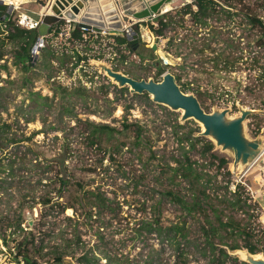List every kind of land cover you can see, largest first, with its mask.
<instances>
[{
    "label": "rangeland",
    "instance_id": "1",
    "mask_svg": "<svg viewBox=\"0 0 264 264\" xmlns=\"http://www.w3.org/2000/svg\"><path fill=\"white\" fill-rule=\"evenodd\" d=\"M216 1L219 8L237 14L230 19L215 14L206 19V27L185 16L161 37L143 26L148 22L136 24L137 32L132 26L139 55L115 45L110 35L89 32L84 40L98 35L103 46L86 56L100 52L103 60L76 65L75 51L85 56V49L69 39L71 23L65 22L62 33L45 45L54 55L41 57V49L31 54L29 71L14 65L15 44L0 49V264H23L16 247L30 240L29 256L43 264L59 254L77 264L88 250L98 264H109L104 259L107 251L122 264H182L154 235L136 238V231L142 220L165 228L185 217L166 194L188 200L186 183L171 171L187 151L212 177L213 189L226 188L217 194L228 196L240 185L253 205L252 225L264 228V46L258 45L264 43V30L250 27L237 5L229 8ZM243 2L264 24V0ZM177 9L170 11L173 22H179L174 17ZM40 10L33 4L32 10L18 7L8 20L15 24L20 14L38 19ZM154 44L157 50L150 59L148 50ZM204 45L214 52L196 53L194 48ZM216 55L217 62L210 60ZM96 63L117 67L135 80L160 82L165 73L178 77L179 87L188 85L184 94H202L198 103L206 113L227 110V117H237L240 110L253 112L242 134L247 141H261L262 154L251 166L233 172V153L201 137L200 124L181 121L182 112L154 103L148 94L121 88ZM157 67L163 70L160 76ZM100 126L107 129L95 130ZM184 138L210 142L212 152L227 161L226 169L210 166L208 155L201 161L202 145L191 151ZM189 224L190 241L198 244L199 224ZM76 236L83 245L68 243ZM192 248L185 264H208ZM230 257L242 263L238 256Z\"/></svg>",
    "mask_w": 264,
    "mask_h": 264
},
{
    "label": "trees",
    "instance_id": "2",
    "mask_svg": "<svg viewBox=\"0 0 264 264\" xmlns=\"http://www.w3.org/2000/svg\"><path fill=\"white\" fill-rule=\"evenodd\" d=\"M13 1V0H12ZM223 3L227 4L229 8L232 5L239 7V12L243 11L245 19L248 21L250 27L261 28L264 30V24L260 21L254 10H251L248 6H245L243 0H222ZM13 3H15L13 1ZM192 6L196 10L192 9ZM167 10V9H166ZM167 12L152 22L143 24L148 30L154 33L157 37H161L163 32L171 24H179L183 21L185 16H188L190 22L194 25H200L201 27L208 26L206 19L212 18L215 14L223 13L226 18H231L237 13L231 12L230 10H224L219 8L216 0H195L190 4H186L181 8L174 11V17L179 18V22H173L174 18ZM156 24V26H154ZM65 25L61 22L58 25L50 28L48 36L43 39V46L40 48L41 57L53 56L51 50H46L45 45L48 44L52 38L58 37L62 32L60 27ZM137 26L135 25V32ZM88 34V31H82L79 28H75L70 32V38L73 42L83 43L85 49V56H80L78 51H75L74 56L76 57V65L80 62L87 63L89 60L100 61L103 60V56L100 52L98 55L86 56L88 51H92L93 48H101L103 46L100 37L91 36L89 40H84L83 35ZM115 45L118 47H124L130 54L139 55L138 47L136 45H130L125 37L109 36ZM37 41L36 30L27 31L15 24L11 23L10 20L4 21L0 18V49L8 44H15L18 48L13 59L14 65L20 67L24 71L30 70L31 63V52L34 44ZM170 44V41L168 42ZM259 47L264 46V43L258 42ZM196 53L204 54L206 51L214 52L209 46H201L200 48H194ZM149 58L153 59L154 54L151 49L148 50ZM2 53H0V60ZM220 56L210 59L217 62ZM125 60L124 56H121V62ZM209 60V61H210ZM225 62L223 64H227ZM157 76L163 74V70L157 67ZM113 71L118 72V68L115 67ZM260 78L264 80V70L261 72ZM135 80V79H134ZM175 81H179L176 77ZM181 92L189 89L187 84L179 87ZM196 99L199 101L202 98L200 92H196ZM105 130L106 126H100L95 130ZM188 142L187 146L189 150H194L196 144H201L202 149L200 152L199 159L202 161L206 160V156L211 160L210 166H215L216 170H225L227 161L224 158H219L213 151V145L210 142L205 141L201 138H184ZM182 139H179L178 143H183ZM188 151L181 155L179 160H175L176 166L171 169L174 175H179L184 183L187 185V191L189 193L188 200L183 196H180L174 192H168L166 197L169 198L171 204L178 206L182 212H185V217L175 224L162 228L158 224L142 220L140 226L136 231L137 237H150L154 235L161 243H165L176 255V260L179 263H187V256L191 253L188 249L191 246L193 251L197 252L198 255L205 260L208 264H226L227 262L232 264H239L236 258H232L228 255V252L236 250H246L249 254H262L264 255V228L261 230L256 226L252 225V220L256 219L253 216V209L249 199L243 196L241 193L242 187L237 185L235 191L228 196L225 194H217L222 189L226 188L217 187L213 189L212 177L209 174L203 173L200 169L203 165L200 164L196 159L191 158L188 155ZM206 155V156H205ZM228 175V171L226 172ZM204 180L203 182H201ZM216 184V183H215ZM214 185V184H213ZM211 187L214 190L212 193L207 192ZM252 211V213H250ZM241 215V217L238 216ZM69 219V218H68ZM197 222L199 225L198 233L201 242L192 243L190 241L191 228L190 222ZM33 241L27 243V241L20 243L16 247V257H20L23 264H43L37 262L34 258L29 256V250L27 246L33 245ZM76 246L83 245L78 236L75 237L74 241L68 242ZM32 248H34L32 246ZM67 255H56L50 261L44 263L50 264L55 262H63ZM106 262L109 264H122L120 257L112 255L110 252L105 253ZM77 264H98V259L93 256L90 250L85 251L81 254L77 260ZM244 264V263H240Z\"/></svg>",
    "mask_w": 264,
    "mask_h": 264
},
{
    "label": "water",
    "instance_id": "3",
    "mask_svg": "<svg viewBox=\"0 0 264 264\" xmlns=\"http://www.w3.org/2000/svg\"><path fill=\"white\" fill-rule=\"evenodd\" d=\"M33 5L43 10L41 21L36 29L37 41L32 48V56L39 51L43 39L48 36L50 28L61 22L71 23V30L79 28L82 31L95 34L125 37L130 45L138 44V35L132 26L145 23L163 14L162 7L173 0H29ZM192 3L195 0H185ZM11 0H0V18L8 21L13 11ZM128 27V28H127ZM131 34L125 33V29ZM155 52L157 46H151ZM32 59V57H31ZM102 70V69H101ZM106 73L113 78L121 88L128 87L133 94H148L152 101L171 108L182 110L181 121L194 120L202 125L204 131L201 137H210L217 147L233 153V163L241 161L243 166H248L261 154L259 148L261 141H247L242 134L243 123L247 116L253 112L240 110L239 116L227 121V110L206 113L199 105L196 97L181 92L175 78L169 73L162 76L160 82L153 80H134L107 67ZM239 251L229 252L230 256H238L244 264H264L262 260H253L252 254L246 250L248 259L243 260ZM50 264H74L67 260Z\"/></svg>",
    "mask_w": 264,
    "mask_h": 264
},
{
    "label": "bare ground",
    "instance_id": "4",
    "mask_svg": "<svg viewBox=\"0 0 264 264\" xmlns=\"http://www.w3.org/2000/svg\"><path fill=\"white\" fill-rule=\"evenodd\" d=\"M12 1V0H11ZM12 4H13V6L15 7V8H17V4L16 3H13V1H12ZM145 29V28H144ZM143 29V30H144ZM147 38V37H146ZM148 40V39H147ZM99 67H100V69H102V72H104L105 74H106V76H108L107 75V73H106V69H107V66L106 65H103V64H101V63H96ZM114 83H117L116 81H114V79L113 78H110ZM118 84V83H117ZM180 112H182V114H183V111L182 110H179ZM236 117H227V115H226V120L227 121H231V120H234ZM201 128H202V132L204 131V128H203V126L201 125ZM242 128H244V123H243V127ZM243 132H244V129H243ZM259 148L261 149V144H260V146H259ZM262 149H261V153H262ZM253 164V163H252ZM251 166V165H250ZM231 168H232V170H233V172H240V171H242L243 170V165L241 164V161H237L236 163H233L232 164V166H231ZM239 254L241 255V258L243 259V260H245V259H248V256L246 255V252L244 251V250H241V251H239ZM252 259L253 260H262V261H264V255H257V254H255L254 256H252Z\"/></svg>",
    "mask_w": 264,
    "mask_h": 264
},
{
    "label": "built area",
    "instance_id": "5",
    "mask_svg": "<svg viewBox=\"0 0 264 264\" xmlns=\"http://www.w3.org/2000/svg\"><path fill=\"white\" fill-rule=\"evenodd\" d=\"M14 7V6H13ZM16 10V8L14 7L13 8V11ZM40 21H41V17L38 18V19H33L31 18L29 15L27 14H20L15 22V25L24 29V30H27V31H33V30H36L37 27L39 26L40 24ZM65 23L67 25H70V22L68 21H65ZM125 33L127 34H131V31H129L127 28L125 29ZM43 46V44L41 45V47Z\"/></svg>",
    "mask_w": 264,
    "mask_h": 264
},
{
    "label": "crops",
    "instance_id": "6",
    "mask_svg": "<svg viewBox=\"0 0 264 264\" xmlns=\"http://www.w3.org/2000/svg\"><path fill=\"white\" fill-rule=\"evenodd\" d=\"M16 4H17V8H16V11L18 10V7H20V9H22V7L24 9H27V10H32V3L29 1V0H13ZM184 3H186L185 0H173L171 1L170 3L164 5L162 7V12L163 14L167 13V12H170V11H173L174 9H177L178 7H180L181 5H184ZM167 9V10H166ZM15 11V10H14ZM40 15L44 14L43 10H40ZM162 14V15H163ZM155 20V19H153ZM152 20V21H153ZM143 24V23H142ZM263 152V151H262ZM262 154V153H261ZM260 154V155H261Z\"/></svg>",
    "mask_w": 264,
    "mask_h": 264
},
{
    "label": "flooded vegetation",
    "instance_id": "7",
    "mask_svg": "<svg viewBox=\"0 0 264 264\" xmlns=\"http://www.w3.org/2000/svg\"><path fill=\"white\" fill-rule=\"evenodd\" d=\"M137 47H140L138 44H135Z\"/></svg>",
    "mask_w": 264,
    "mask_h": 264
}]
</instances>
